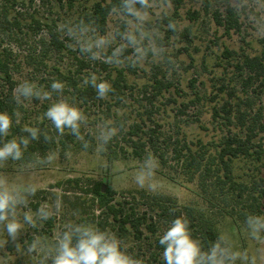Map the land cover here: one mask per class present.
<instances>
[{
	"label": "rangeland",
	"instance_id": "1",
	"mask_svg": "<svg viewBox=\"0 0 264 264\" xmlns=\"http://www.w3.org/2000/svg\"><path fill=\"white\" fill-rule=\"evenodd\" d=\"M97 1L0 0V54L8 60L13 88L27 80L42 90H50L54 80H62L60 75L84 80L95 74L106 80L108 75L113 78L122 71L129 88L122 108L115 109L120 118H130L132 123L138 118L136 114L147 108L153 112L152 121L164 132L173 136L179 132L187 141L200 140L203 144L219 143L229 133L244 138L249 127L254 135L251 156L234 160L233 174L239 183L264 180V72L254 75L239 67L245 57H258L264 65V22L257 24L248 14H238L235 6L239 0H136L126 14L113 10L102 34L86 20ZM228 9L232 11V21H236L232 29L217 22L227 18ZM49 32L63 44L62 51L48 44ZM249 76L253 79L248 80ZM155 79L163 84L157 97L151 88ZM5 91L0 82V92ZM64 97L84 111L88 120L82 127L85 133L94 135L96 144L90 150H80L74 144L65 150L56 147L45 156L38 155L34 164L9 159L0 168V176L6 177L23 198V203L17 205V218L23 227L15 238L7 233L11 215L0 224V264H53L56 241L66 225H97L100 221L124 241L134 258L150 260L153 240L162 232L151 236L142 227L139 241L116 232L110 219L104 220L98 214L91 196L75 183L66 182L78 179L82 184L105 181L116 192L114 201L135 202L139 211L147 206L143 199L138 200V191L168 196L179 206H193L214 218L217 232L228 239L233 250H247L250 257L258 255L260 246L249 236L246 223L206 209L196 181L187 182L177 169L164 168L155 159L157 169L151 179L155 192L139 187L135 178L143 167L142 161L148 158L109 161L101 152L97 133L104 126L98 117L106 105L82 106L65 91ZM146 98L151 99L153 108ZM51 102L33 98L16 103L19 125L24 128L40 123L42 111L46 112L44 108ZM223 105L232 112V123L227 126L221 118L212 117L213 110ZM241 115L244 129L238 124ZM147 124L153 126L152 122ZM49 156H53L51 162ZM29 185L38 189L34 195L24 190ZM58 203L62 204L59 209ZM41 208L50 213V218L43 219L38 214ZM29 212L34 225L23 220V214ZM33 244L36 248L30 251ZM235 264L249 262L238 259Z\"/></svg>",
	"mask_w": 264,
	"mask_h": 264
},
{
	"label": "trees",
	"instance_id": "2",
	"mask_svg": "<svg viewBox=\"0 0 264 264\" xmlns=\"http://www.w3.org/2000/svg\"><path fill=\"white\" fill-rule=\"evenodd\" d=\"M32 2V0H29ZM136 0H98L94 3L91 11L87 14V22L95 27L100 33H105L106 19L113 10H118L122 14H126L133 6ZM232 11L228 9V16L222 21H217L219 26H226L232 29L236 21H232ZM176 29V24L171 21ZM49 45L56 51L64 49L63 44L58 40L53 32H49ZM242 70H247L252 74L264 72L263 62L258 57H245L241 65ZM61 81L65 83V92H69L83 106H95L97 104H105L106 107L99 112L98 119L101 120L102 126H114L119 129V135L114 137L108 143H104L100 138V132L97 133L99 138L101 152L109 161H118L122 158L131 157L136 160L148 158L151 154L159 164L164 168L171 170L177 169L187 179V182L197 183L203 203L206 209L214 211L220 216H229L237 218L241 222H245L247 214L264 215V180L259 183H239L233 174V161L238 158H249L251 156V139L253 138V130L247 127V134L244 138L236 133L229 135L219 142L203 144L200 140L196 143L187 141L185 134L176 132L173 135L166 133L162 127L155 121H152V113L144 108L142 114L137 113V120L129 123L130 118H120L115 109L122 108V102L125 100V90L128 84L122 71H117L115 77H106L112 85V90L108 92L107 99L98 98L94 86L89 82L83 84V80L76 76H61ZM253 76H249L248 80H252ZM90 80V79H89ZM0 82L5 93L0 92V112L6 111L12 115L14 124L10 131V135L6 139L28 136V133L22 131L23 127L15 123L18 106L13 99V85L11 74L9 73V64L6 57L0 54ZM162 82L154 80L152 89L156 90L154 97L162 93ZM148 104L153 108L150 98H146ZM110 102V103H109ZM96 103V104H95ZM48 107L44 108L47 110ZM114 108V109H113ZM223 105L220 110H213V119L221 118L225 121V126L231 124L232 112L225 109ZM113 110V111H112ZM239 113V110H236ZM42 121L36 122L34 126L27 124L29 127H37L41 131L39 140H33L25 151L21 161L24 164H34L38 159V155L45 156L48 152L56 147L65 150L67 146L73 145L80 150H90L96 143L94 135L85 133L81 127L83 141H79L67 130L63 136H58L50 121L44 120L42 111ZM220 113L225 116L221 117ZM39 116H41L39 114ZM240 118V119H239ZM44 120V121H43ZM240 120L239 127L244 129V116L238 117ZM111 122L108 124L107 122ZM152 122L153 126L147 123ZM223 125V123H220ZM44 133L52 137V140H45ZM181 136V137H180ZM58 138V139H57ZM57 139V140H56ZM84 142L88 143V147H84ZM4 139L0 138V145H3ZM67 183H75L87 196H91L92 202L95 204L99 215H103L104 220L110 219V224L116 226V232L135 240H141L142 230L144 227L151 236H155L157 232H162L168 224L176 217L185 214L191 221V229L193 235L203 242V250L208 251L212 246V242L216 241L219 233L216 230L214 218L206 215L203 211L193 206H179L178 202L164 195L148 194L145 191H138V200L143 199L146 209L139 211L134 203L124 201H114L116 192L105 181L89 180L88 183L82 184L81 180L66 181ZM59 186V185H58ZM82 186V187H81ZM133 199H135L134 195ZM175 210V211H173ZM94 220V219H92ZM149 221V222H148ZM4 221H0V224ZM101 229H105V223L100 221L97 223ZM114 228L112 230H115ZM159 236L153 240L152 251H150L148 264H163L161 260L162 247L158 243ZM223 246V245H222Z\"/></svg>",
	"mask_w": 264,
	"mask_h": 264
},
{
	"label": "clouds",
	"instance_id": "3",
	"mask_svg": "<svg viewBox=\"0 0 264 264\" xmlns=\"http://www.w3.org/2000/svg\"><path fill=\"white\" fill-rule=\"evenodd\" d=\"M132 0H129L131 3ZM147 3V0H140ZM238 14H248L251 20L257 24L264 22V0H239L235 6ZM131 10V9H130ZM86 50H90L86 49ZM89 82L94 86L99 99H107V94L112 90V85L103 79H98L95 74L83 80V84ZM65 83L54 80L50 90H42L34 83L27 80L18 84L13 91V99L19 105L25 100L33 98L41 101H52L44 113V117L51 122L58 136H63L66 130L83 141L81 134L82 125L87 123L88 117L84 111L64 97ZM53 94L56 99L53 100ZM23 98V101L21 100ZM19 117V113L15 114ZM19 124V119L15 120ZM14 120L12 115L6 111L0 112V138L4 139L3 146H0V168L5 162L11 159L19 161L23 158L25 151L33 140H39L41 131L37 127L25 126L22 131L28 136H21L19 139H6L10 135ZM119 135V129L106 125L100 132V138L106 144ZM45 140H52V137L44 133ZM84 147L88 143L84 142ZM53 156L48 157L51 162ZM155 158L149 154L147 161H142L136 176V183L139 187L155 192L156 185L151 182L155 176L157 163ZM25 191L35 194L38 190L35 185H29ZM23 203V198L18 189L9 185L6 177L0 176V221L8 220L7 233L15 238L16 233L23 227L17 218V205ZM61 203L57 204L59 209ZM175 211V210H173ZM43 219L50 218V213L43 208L38 213ZM23 220L34 225L32 214L24 213ZM245 223L249 236L258 243V255L249 256L247 250L240 252L232 249L228 239L219 235L217 240L212 242L208 251L203 250V242L193 235L190 227L191 221L181 213L176 216L159 236L158 243L162 247L161 260L163 264H235L239 259L248 261L249 264H264V215L247 214ZM66 230L57 238L55 255L52 257L53 264H147L145 258H134L129 253L124 241L110 229H101L91 222L72 224L65 226ZM223 245V246H222ZM36 244L30 248L34 250Z\"/></svg>",
	"mask_w": 264,
	"mask_h": 264
}]
</instances>
